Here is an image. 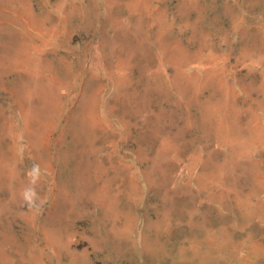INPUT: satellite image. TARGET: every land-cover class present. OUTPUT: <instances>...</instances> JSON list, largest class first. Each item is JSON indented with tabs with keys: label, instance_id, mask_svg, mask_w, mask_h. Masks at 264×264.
I'll use <instances>...</instances> for the list:
<instances>
[{
	"label": "rangeland",
	"instance_id": "obj_1",
	"mask_svg": "<svg viewBox=\"0 0 264 264\" xmlns=\"http://www.w3.org/2000/svg\"><path fill=\"white\" fill-rule=\"evenodd\" d=\"M0 264H264V0H0Z\"/></svg>",
	"mask_w": 264,
	"mask_h": 264
}]
</instances>
